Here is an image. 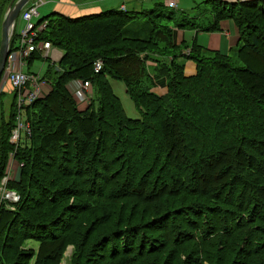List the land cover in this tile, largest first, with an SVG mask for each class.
Returning <instances> with one entry per match:
<instances>
[{
	"label": "trees",
	"instance_id": "1",
	"mask_svg": "<svg viewBox=\"0 0 264 264\" xmlns=\"http://www.w3.org/2000/svg\"><path fill=\"white\" fill-rule=\"evenodd\" d=\"M2 1L5 16L14 0ZM205 1L210 9L199 18L176 20L157 3L143 11L112 9L75 18L53 12L37 20L34 45L48 42L63 56L52 63L36 48L23 58L28 68L34 60L45 62L42 80L50 79L52 90L22 114L14 97L8 121H1L0 186L11 154L21 169L20 180L7 183L20 200L11 204L0 195V264H10L5 250L17 240L39 243L28 258L35 257V264H61L71 244L69 264H264V0ZM226 20L239 29L232 54L195 41L175 44L174 28L211 33ZM15 39L16 30L12 53L20 49ZM186 61L196 64L193 76L185 74ZM98 62L102 69L96 72ZM111 80L125 85L141 118L126 116ZM73 81L88 83L92 94L82 92L81 99L70 93ZM162 86L167 92L160 95L155 89ZM19 117L30 134L21 130L13 144ZM94 149L106 154V172L92 167L100 160ZM128 167L134 170L130 183ZM165 173L183 197L178 209L165 201L161 214L155 208L162 199L149 201L144 194ZM217 186L221 196L212 197L209 191ZM204 191L217 208L198 200ZM81 196L98 200L99 209L82 205ZM123 196L133 200L129 212L103 210ZM142 202H150L148 210L157 215L145 221L150 211H138V220L130 222L126 213L144 209ZM89 210L87 219L81 217ZM37 214L42 219L34 223Z\"/></svg>",
	"mask_w": 264,
	"mask_h": 264
},
{
	"label": "rangeland",
	"instance_id": "2",
	"mask_svg": "<svg viewBox=\"0 0 264 264\" xmlns=\"http://www.w3.org/2000/svg\"><path fill=\"white\" fill-rule=\"evenodd\" d=\"M130 1H132V2H136L137 1L138 2V3L135 4V11H143V9L153 8L154 6H156L155 4H157V3L163 4L165 6V8L163 7L164 11L165 12H173L175 14V19L176 20L178 18H181V16L183 17V15H188V16H190L192 18H199L201 15L207 16L206 11H207V9L208 10L210 9L209 3H207L205 0H179L178 9H170L169 7H167V4H165V0H140V3H139V0H130ZM1 2H3V1L1 0ZM51 2H52V0H44V4L40 5L38 8H40V11H43V8L45 7V5L46 4L50 5ZM231 2L235 3L236 1H231ZM118 6H119V4H118ZM45 10L50 11V12L49 13L48 12H43L42 13V18L48 17L54 12V9L51 6L45 8ZM45 14H47V15L45 16ZM3 15H4L3 14V10L1 9V13H0V39H1V34H2L1 22H2L3 17H4ZM37 20H38V18H33L32 22L36 23ZM18 23H19V25L17 26L16 39H15L17 41V44L19 42L18 36L20 34V31H22L24 29V26L26 24L22 19H19ZM189 42H191V40H189ZM17 44H16V46H17ZM46 69H47V66H46L45 62L43 60H41V59L34 60L32 65H31V67L28 68V66H27V67L24 68L25 72L30 71L31 73H33L36 76L40 77V82H39V85H38V88L40 90V95H39L38 98H41V97L43 98L45 95H47L52 90V87H51V84H50L51 80L49 79V82H48V84L46 86H45V82L46 81L42 80L43 76L46 74V72H45ZM4 76L5 75L0 77V127H1L2 119H4L5 121H8L9 116H10V112H11V109H12L11 106H12V104L14 102V93H10V92H14V90L11 88L10 83H8V82L5 83L6 81H4V84H3ZM80 83L81 82H79V81H73V82L70 83V85L73 84V86H75V90L74 91H80V89H81L80 88ZM111 84H112L114 93L116 94V96H118L120 98V100H121V102L123 104V108H124V112H125L126 116L128 118H131V119L141 118V114H139V112L136 109L134 103L132 102V100L130 99L129 95L126 92L125 85L123 83L119 82V81H116V80H111ZM42 87H45V89H44V91H46L45 93H43ZM86 89H87L86 91L88 93H90L91 87L90 88H86ZM69 91H70V93L73 92V90H69ZM84 103H86V99L80 101V105H82ZM87 105L86 106L84 105L83 107H81V109L85 110L87 108ZM23 122H24V124L26 123V119H25L24 115H23ZM43 123H44V118L41 120V124H43ZM24 132L25 131H23V141H24ZM106 138H110V137H108V135L106 134L105 135V139ZM19 141H20V137H18L16 142H19ZM110 149L111 148H108V150H110ZM73 153L75 155L76 152H73ZM92 155L93 156L97 155V157H100V160H99L98 163L95 164V162H93L91 164L92 167L96 171L100 170L102 172H106V170L103 169V167H102L104 163L109 161L106 158L107 157L106 154H102L101 151H100V154H99L98 149H94ZM204 155H206V153H204ZM8 166L9 167L7 169V172H9V176L10 177L6 179V187H7V183L9 181L16 182V181L20 180V178H19V171L21 169L20 168V163L17 162L14 159V156L12 154L10 155V160H9V165ZM115 166L117 167V165H115ZM126 173L128 174V177H129L128 178V180H129L128 183H130L131 180L134 178L133 167H130V169L128 167L126 169ZM108 174H110V173L108 172ZM166 175H167V173H165V174H163L161 176V178H160L161 180L159 181V184L155 185V188L154 189L152 188L153 190L150 189V191L148 193H145V194L142 192V194H144V198L149 200V201L152 200L153 198L155 199V201L157 199H159V198L162 199V200L159 199L160 203H161L160 204V208H155L156 210L161 212V214H163L166 211V207L164 206L165 205V201L168 202V201H170V199L173 200L175 203H174L172 209H178L180 207V205H178V204H180V202H178V199L183 197V194L181 193V190L176 185L177 182L176 183L169 182L167 180V176ZM107 176H110V175H107ZM243 177H245V176H243ZM196 180L200 181L199 179H196ZM99 181L103 182V179H99L98 182ZM200 183H201V186L203 184H205V183H202V182H200ZM60 184H64V183L61 181ZM193 185L195 186L196 184H194L192 182L191 186L194 187ZM211 186L212 185H210L209 187H211ZM261 186L264 187V185H261ZM158 187H159V191L156 190ZM131 189L132 188H130V186H129L128 189H127V192L131 191ZM136 189H138L137 185H136ZM214 189L215 190H213V189L210 190L209 193L212 195V197H220L222 191L219 190L218 186L216 188H214ZM232 191H233L232 189H229L228 194H224V195L229 196ZM12 192H14V191H12ZM139 192H141V189H140ZM14 193H16V192H14ZM191 193H193V191ZM163 195H164V197H163ZM203 195H204V198H199L198 199L199 201H202L204 203V205H208V206L210 205L212 208H217L216 205L209 203V198L210 197H207L206 191H204ZM79 199H80L79 201H81L82 205L91 204V206L93 208L97 207L99 209V205L97 204L98 200H94L93 198L87 197V196H81ZM192 199L195 200L197 198H191V200ZM238 200H240L239 203H243L244 202L243 198H239ZM66 201H69L70 204H72V203H76L77 200H74L73 202L71 200H66ZM135 201L136 200H134V202ZM118 203H121V205H119ZM176 203H178V204L176 205ZM107 204H110V207ZM149 204H150V202H148V203L142 202V205H144V209L135 208L137 206H134L133 211L130 214V216H129L128 213H126L128 215V220L130 222L137 221L138 219H137L136 215L138 214V211L139 212H143L142 214H145L147 211H150L151 217H149L147 220H145V221H150L157 214L154 215L153 210H148L149 209ZM249 204L250 203H248V205ZM104 205H107V207H105L103 210H106V211L116 210V212L113 213V215H115L117 212H121V211L122 212L123 211L129 212L131 210V208L133 207V200L130 197H128V196H123L119 200V202H117V203L109 201V202L105 203ZM103 210H101V212ZM250 211H251V207H249V209L247 210L246 213L249 214ZM89 213H90V210L86 214H84V215L82 214L81 217H85L87 219L89 217ZM183 215L186 217L187 213H183ZM34 219H35L34 223L40 222L41 219H42L41 214L34 215ZM90 219H91V214H90ZM185 219H187V218H185ZM173 220H175V218ZM224 222H225V220L223 219L221 224H223ZM221 224H216L215 222H212L213 226H218V225H221ZM164 225H166V223L161 224V226H164ZM171 225L172 224L169 223V227H171ZM169 227H167V228H169ZM60 228H61V226L57 227L55 231L59 232ZM77 230H78V232H80L81 230L83 232L85 231L81 227H77ZM31 231H32L31 234L37 233L35 230H31ZM181 231H182L181 228H179L177 230V232H181ZM172 233L173 232H171L170 234H172ZM41 235L45 236L46 232L40 233V236ZM161 239L164 240V238H161ZM71 245L72 246L68 247V249L64 253V257H63V260H62L61 264H69L70 263V257L72 255V251H73V244H71ZM38 247H39V243L36 242V241H32V240H28V241L27 240H25V241H23V240L22 241L21 240L11 241L9 243V245H8V248L5 250L6 253H7L8 263L16 264V263L20 262L21 264H35V262H36L35 261V257H33L31 259H28V258H30L32 256L33 252H35V253L37 252ZM2 248H1L0 252L3 251Z\"/></svg>",
	"mask_w": 264,
	"mask_h": 264
},
{
	"label": "crops",
	"instance_id": "3",
	"mask_svg": "<svg viewBox=\"0 0 264 264\" xmlns=\"http://www.w3.org/2000/svg\"><path fill=\"white\" fill-rule=\"evenodd\" d=\"M167 1L169 0H165V4H167ZM136 3L138 2L137 1L132 2L130 0H52L51 2L52 5L46 4L45 7L43 8V11H40V8H39L38 10L39 16L37 18L41 19L43 12L49 13L50 11L45 10V8L49 6H51L54 9V12L75 18V17L92 15L95 13H101L103 11H108L112 9L135 11ZM139 3H140V0H139ZM178 6H179V0H178ZM47 14H45V16ZM18 21L16 23V29H17V26L19 25ZM189 40H191V42L195 41L198 43V45L205 47L211 51H218L220 53H225V54L229 52V54H232L239 47L240 35H239L238 27L231 20L220 22L219 30L216 32H211V33L200 32L198 30L192 31V30H180V29L174 28L175 44L180 45L184 42L191 43L189 42ZM17 47H20L19 42L17 44ZM42 52L43 54H45L44 50H42ZM19 53H20V50L18 51V54ZM62 56H63V52L61 50L57 48H53L51 50L49 58L51 59L52 63H58L61 60ZM20 57L22 59L18 57L15 63H24L23 57L22 56ZM196 72H197L196 64L193 61H186L185 74L187 76H193L194 74H196ZM46 85L47 83L45 82V86ZM72 86L73 84L69 85V88L70 90L74 91L75 86L73 87ZM42 89H43V93H45L46 92L44 91L45 87H42ZM155 92H157L160 95H163L167 91L162 86L161 88H156ZM84 105L86 106L85 103L80 105V109Z\"/></svg>",
	"mask_w": 264,
	"mask_h": 264
},
{
	"label": "built area",
	"instance_id": "4",
	"mask_svg": "<svg viewBox=\"0 0 264 264\" xmlns=\"http://www.w3.org/2000/svg\"><path fill=\"white\" fill-rule=\"evenodd\" d=\"M233 1V0H229ZM240 1V0H234ZM44 4V0H35L34 2L27 5L22 13L21 19L26 23L24 29L21 31V39H20V54L21 56L27 57L31 52L35 51V49L44 50V56H48L49 52L52 48L51 44L48 42L42 43L39 46L34 45V38L36 37V30L34 28V23L32 22L33 18H37L39 16L38 7ZM167 7L170 9L178 8V0H169L167 2ZM43 25L42 27H44ZM20 58V55L17 52L11 53L8 59L7 68L5 71V76L3 78V84L10 83L11 88L14 90L15 94V103L19 113L21 114L22 110L28 106H30L36 99H38L40 95V90L38 88L40 77L36 75H30L23 71V66L25 63H15L17 58ZM102 69V63L98 62L96 65V72H99ZM80 91H76V94L82 99L81 93L87 92L86 88H90L88 83L82 84L80 83ZM90 94H92V90L90 89ZM18 126L13 130L10 141L13 144H18L16 142L18 137H20L21 130L28 131L30 134V128L28 126L24 127L21 124L20 117L17 122ZM9 172H7L6 178L3 179L0 186V195L1 201H8L11 204L17 203L20 200V197L9 191L6 187V179L9 178Z\"/></svg>",
	"mask_w": 264,
	"mask_h": 264
},
{
	"label": "water",
	"instance_id": "5",
	"mask_svg": "<svg viewBox=\"0 0 264 264\" xmlns=\"http://www.w3.org/2000/svg\"><path fill=\"white\" fill-rule=\"evenodd\" d=\"M29 2L30 0H14L9 4L5 13L2 22V34L0 41V77L4 72V68L10 55V45L16 23L20 17L21 11Z\"/></svg>",
	"mask_w": 264,
	"mask_h": 264
}]
</instances>
